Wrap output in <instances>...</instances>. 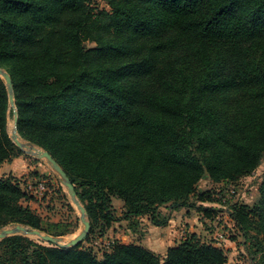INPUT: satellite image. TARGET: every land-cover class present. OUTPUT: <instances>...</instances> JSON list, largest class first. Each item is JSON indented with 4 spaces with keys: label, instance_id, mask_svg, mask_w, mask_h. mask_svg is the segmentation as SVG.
I'll return each instance as SVG.
<instances>
[{
    "label": "trees",
    "instance_id": "1",
    "mask_svg": "<svg viewBox=\"0 0 264 264\" xmlns=\"http://www.w3.org/2000/svg\"><path fill=\"white\" fill-rule=\"evenodd\" d=\"M104 2L107 9L92 0H0V67L12 79L17 131L75 185L91 225L84 242L103 238L115 221L132 227L146 216L164 227L180 207L212 220L216 209L190 203L216 201L196 190L200 179L237 181L264 156V0ZM11 117L0 78V165L22 155L9 138ZM24 184L0 176V229L68 234L45 231L24 204L33 198ZM258 194L251 206L235 203L229 216L245 250L264 264V180ZM113 197L124 203L121 217L110 211ZM84 242L60 249L10 236L0 241V264L227 260L195 233L164 257L117 240L98 257Z\"/></svg>",
    "mask_w": 264,
    "mask_h": 264
},
{
    "label": "rangeland",
    "instance_id": "2",
    "mask_svg": "<svg viewBox=\"0 0 264 264\" xmlns=\"http://www.w3.org/2000/svg\"><path fill=\"white\" fill-rule=\"evenodd\" d=\"M92 5L99 9H107L104 0H92ZM85 47L90 49L95 47V44L91 41H87L85 42ZM11 122L12 117L8 119V127ZM14 156L11 161L4 162V164L0 166V176L9 173L21 181L29 179H43L47 181V192L40 198L33 197L30 199L28 201L30 206L39 216H41L46 232H55L56 230L70 231L68 234L63 236L65 242L76 237L83 228V225L78 217L80 213L70 201L66 188L61 185L59 175L55 171L51 170L43 161L37 160L24 153H22V155L17 154ZM10 168L11 170H9ZM263 180L264 156L262 157L259 166L250 175L244 176L237 181L231 183H213L208 176L205 175L200 179L196 186V190L198 192L207 191V193L216 198L215 202H207L204 204L210 205L213 207L212 209L217 210L215 211L214 218L207 222H202V219H199L201 214L197 213L193 209L191 210L190 214L193 217L194 223H197V220L201 221L199 234L203 235V238L209 242L210 237L212 238V234H214L216 229L219 228L221 237H223V240L226 241V243L222 241L221 244L226 245L227 242H231V248H229V251H234L235 257L239 258L243 264H258L257 258L259 254L252 256L245 250L241 234L229 221V211H231L232 206L235 203L247 204L251 206L259 197L258 187ZM67 203L71 205L70 209L67 206ZM190 203H193V205L199 204V202L194 198L190 199ZM124 208V203L121 199L116 197L111 199L110 211L114 213L115 217H121ZM167 210L168 209L165 207H162L163 212L167 213ZM54 225L56 227H53ZM194 225L198 228L197 224ZM13 226L14 225H8L5 227ZM134 226H136V228H134ZM134 226L133 228H129L125 221H115L107 230L103 238L97 237L98 234L95 233V235L91 236L87 242H84V247H93L95 255L100 257L101 251L104 249V245L107 242L113 240L124 243L139 241L148 232L146 230L148 225L144 221H137V224H134ZM28 238L36 243L45 246L49 245V243L44 242L37 237L29 236Z\"/></svg>",
    "mask_w": 264,
    "mask_h": 264
},
{
    "label": "water",
    "instance_id": "3",
    "mask_svg": "<svg viewBox=\"0 0 264 264\" xmlns=\"http://www.w3.org/2000/svg\"><path fill=\"white\" fill-rule=\"evenodd\" d=\"M0 78L5 84L8 98V107L12 111V122L8 127L9 138L22 153L45 162L51 170L55 171L59 175L60 183L63 187L66 188L70 201L79 211L80 214L78 217L83 225V228L76 237L65 242L63 236H53L45 234L37 229H32L27 226L15 224L13 227H3L0 229V241L14 235H21L25 237L34 236L60 249H69L76 247L77 245L85 241L91 228L86 209L77 197L75 185L72 184L65 171L55 161V159L46 150L32 143H29L20 137L17 131L18 114L15 105L12 79L9 73L2 67H0Z\"/></svg>",
    "mask_w": 264,
    "mask_h": 264
},
{
    "label": "crops",
    "instance_id": "4",
    "mask_svg": "<svg viewBox=\"0 0 264 264\" xmlns=\"http://www.w3.org/2000/svg\"><path fill=\"white\" fill-rule=\"evenodd\" d=\"M11 163H13V162H11ZM3 164H4V162L0 166H2ZM9 170H11V168ZM8 174L3 175V176H7ZM204 203H207V202H199V204H197L195 206L201 205L204 207L213 208L210 205H206ZM24 204H28L30 206L28 201L24 202ZM192 209L194 211H196L197 213L201 214V217H199V219H202V222L203 221L204 222L211 221V219L204 217L202 212L198 211L196 208H194L192 206L191 207H180L176 210H173L170 213V219L168 220L167 225L164 227H158V226L152 225L146 216L138 217L135 219V224H137V221L138 222L139 221L146 222V224L148 225L146 227V230L148 232L143 236V238H141V240L135 241V242H129V243L135 244V245H140L146 249H149L150 251L154 252L155 254H158L161 257H164L166 250L169 247L175 246L178 243H180L181 241H183L187 237L188 234L195 233L202 240L206 241L203 238V235L199 234V228L201 227L200 226L201 221L197 220V223H194V221H193V217L190 214ZM161 211H162V207H161ZM166 212H168V210ZM163 213H165V212H163ZM229 221L231 222L232 226L235 228L234 221L230 218V216H229ZM194 224H197L198 228H196ZM201 224H204V223H201ZM136 226H134V228H136ZM129 228H133V226L129 227ZM219 230H220L219 228L216 229L214 234H212V238L210 237L209 242H212L215 246H217V247H219L225 251V254L227 257L225 264H243L239 258L235 257L234 251H232V252L229 251L230 250L229 248H231V245H230L231 242H227L226 245L221 244L222 241L225 243H226V241H224L223 237H221ZM216 236H218V237H216ZM122 243H124V242H122ZM125 244H128V243H125Z\"/></svg>",
    "mask_w": 264,
    "mask_h": 264
},
{
    "label": "built area",
    "instance_id": "5",
    "mask_svg": "<svg viewBox=\"0 0 264 264\" xmlns=\"http://www.w3.org/2000/svg\"><path fill=\"white\" fill-rule=\"evenodd\" d=\"M47 181L43 179H36V180H26L23 188L25 192L35 198H40L47 192ZM108 246V242L105 244Z\"/></svg>",
    "mask_w": 264,
    "mask_h": 264
}]
</instances>
